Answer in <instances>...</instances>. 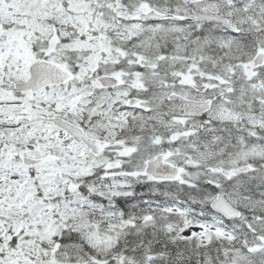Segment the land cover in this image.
Listing matches in <instances>:
<instances>
[{
  "label": "snow or ice",
  "instance_id": "obj_1",
  "mask_svg": "<svg viewBox=\"0 0 264 264\" xmlns=\"http://www.w3.org/2000/svg\"><path fill=\"white\" fill-rule=\"evenodd\" d=\"M0 264H264V0H0Z\"/></svg>",
  "mask_w": 264,
  "mask_h": 264
}]
</instances>
